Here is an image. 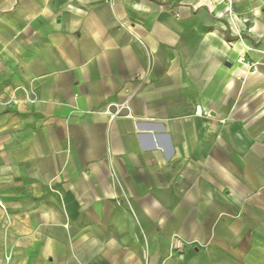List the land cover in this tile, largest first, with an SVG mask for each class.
Instances as JSON below:
<instances>
[{
    "label": "crops",
    "instance_id": "obj_1",
    "mask_svg": "<svg viewBox=\"0 0 264 264\" xmlns=\"http://www.w3.org/2000/svg\"><path fill=\"white\" fill-rule=\"evenodd\" d=\"M231 1L0 0V264H264V0Z\"/></svg>",
    "mask_w": 264,
    "mask_h": 264
},
{
    "label": "rangeland",
    "instance_id": "obj_2",
    "mask_svg": "<svg viewBox=\"0 0 264 264\" xmlns=\"http://www.w3.org/2000/svg\"><path fill=\"white\" fill-rule=\"evenodd\" d=\"M232 4L233 1L231 0H207L205 8L211 14V16H214L213 14L216 13L222 18H226L228 20L231 15L230 7ZM206 26L209 28L208 22Z\"/></svg>",
    "mask_w": 264,
    "mask_h": 264
}]
</instances>
